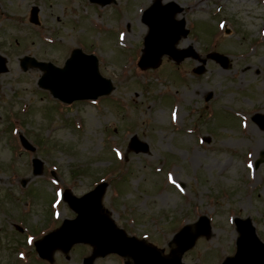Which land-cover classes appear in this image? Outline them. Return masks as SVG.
Returning <instances> with one entry per match:
<instances>
[{"label": "rangeland", "instance_id": "rangeland-1", "mask_svg": "<svg viewBox=\"0 0 264 264\" xmlns=\"http://www.w3.org/2000/svg\"><path fill=\"white\" fill-rule=\"evenodd\" d=\"M152 1L0 0L8 67L0 74V264H84L90 244L56 249L49 262L33 245L76 215L65 201L58 209L54 196L65 189L80 196L101 180L108 182L104 211L165 256L183 225L195 230L208 217L209 234L183 254L185 264H221L234 255L238 217H250L264 241V130L252 121L264 114V0H175L184 9L178 18L195 24L177 47L192 45L202 61L163 56L158 67L138 70L148 31L141 11ZM33 6L39 25L30 22ZM215 30V51L228 56L227 67L208 57ZM74 48L98 57L114 85L109 95L62 103L38 85L43 71L20 66L28 55L62 67ZM198 65L205 67L199 75ZM134 135L148 143L147 153L128 150ZM34 157L43 162L40 175ZM127 260L108 254L93 263Z\"/></svg>", "mask_w": 264, "mask_h": 264}, {"label": "water", "instance_id": "water-1", "mask_svg": "<svg viewBox=\"0 0 264 264\" xmlns=\"http://www.w3.org/2000/svg\"><path fill=\"white\" fill-rule=\"evenodd\" d=\"M93 1L105 4L111 0ZM181 10L176 2L163 4L161 0H155L146 10L144 20L149 25L150 31L145 38L146 47L139 62L141 68L156 67L165 53L171 54L178 61L186 56L174 48L181 35H186L188 32L185 29V20L174 18V15ZM37 11L38 9L34 8L31 16V21L36 23H38ZM211 57L226 66L227 57L219 54H212ZM21 65L24 69L35 66L45 70L39 85L49 89L55 97L67 103L78 99L97 98L113 89L111 81L99 73L96 57L84 54L80 49L73 50L71 57L62 68L51 62L37 61L33 57H24ZM202 70L203 67H200L197 72ZM4 71H7L6 59L0 55V72ZM253 119L264 130V115L258 113ZM22 141L27 148L34 149L24 138ZM130 149L147 152L149 145L134 136ZM260 162V160L256 161V166ZM33 166L34 174L42 173L40 159L35 158ZM106 186V182L101 183L82 197L73 195L69 190L65 191V200L78 215L75 219H66L60 229L36 243L42 257L51 259V254L56 248L68 251L75 243L88 242L95 246V250L90 257L84 259L85 264H93L96 256H105L112 252L131 256L134 264H184L182 254L194 245L198 236L209 234V219L202 216L196 223L195 233L189 225L176 233L174 242L177 247L172 249L170 257H165L156 247L127 236L125 231L117 227L103 212L101 199ZM236 224L240 233L237 239V252L222 264H264V242L257 236L252 220L237 218Z\"/></svg>", "mask_w": 264, "mask_h": 264}]
</instances>
